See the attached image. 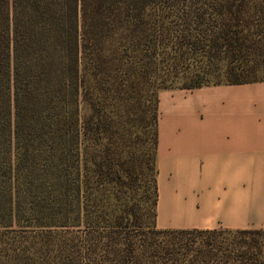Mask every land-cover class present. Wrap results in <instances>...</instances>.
<instances>
[{
    "label": "trees",
    "instance_id": "16d2710c",
    "mask_svg": "<svg viewBox=\"0 0 264 264\" xmlns=\"http://www.w3.org/2000/svg\"><path fill=\"white\" fill-rule=\"evenodd\" d=\"M262 70L264 0H0V264H264L158 228L156 165L161 90Z\"/></svg>",
    "mask_w": 264,
    "mask_h": 264
},
{
    "label": "crops",
    "instance_id": "0c3cea01",
    "mask_svg": "<svg viewBox=\"0 0 264 264\" xmlns=\"http://www.w3.org/2000/svg\"><path fill=\"white\" fill-rule=\"evenodd\" d=\"M161 229H264V79L159 92Z\"/></svg>",
    "mask_w": 264,
    "mask_h": 264
},
{
    "label": "rangeland",
    "instance_id": "374dc122",
    "mask_svg": "<svg viewBox=\"0 0 264 264\" xmlns=\"http://www.w3.org/2000/svg\"><path fill=\"white\" fill-rule=\"evenodd\" d=\"M247 78L252 80L264 79V70L259 71L258 73L252 76L246 77V79ZM149 103H150V99L147 96H145V98H143L140 104L141 109H147ZM144 131L145 132L137 136L133 135L130 138V144L140 149V152L138 154L141 156V160H143L146 163L145 177L148 180L153 175V171L148 168V165L150 163V158L154 150L152 148V140H151V136L148 133V129H144ZM196 235L199 236L200 238L199 241H201L206 237L216 236L218 240L222 241V243H224V245L226 246L227 245L230 246L232 243L239 244L242 243L243 241H250V242L258 241L259 243L264 245V229H262L261 233H254V232L239 233L235 231L218 229L216 233L205 234L202 236L197 233Z\"/></svg>",
    "mask_w": 264,
    "mask_h": 264
}]
</instances>
